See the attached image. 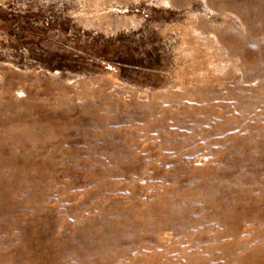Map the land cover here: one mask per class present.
<instances>
[{"label": "rangeland", "instance_id": "rangeland-1", "mask_svg": "<svg viewBox=\"0 0 264 264\" xmlns=\"http://www.w3.org/2000/svg\"><path fill=\"white\" fill-rule=\"evenodd\" d=\"M0 264H264V0H0Z\"/></svg>", "mask_w": 264, "mask_h": 264}]
</instances>
